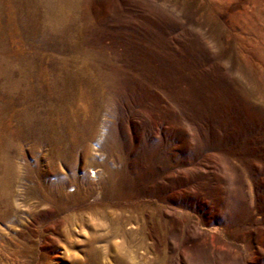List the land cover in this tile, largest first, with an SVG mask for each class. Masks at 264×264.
<instances>
[{
    "label": "rangeland",
    "instance_id": "1",
    "mask_svg": "<svg viewBox=\"0 0 264 264\" xmlns=\"http://www.w3.org/2000/svg\"><path fill=\"white\" fill-rule=\"evenodd\" d=\"M0 264H264V0H0Z\"/></svg>",
    "mask_w": 264,
    "mask_h": 264
},
{
    "label": "bare ground",
    "instance_id": "2",
    "mask_svg": "<svg viewBox=\"0 0 264 264\" xmlns=\"http://www.w3.org/2000/svg\"><path fill=\"white\" fill-rule=\"evenodd\" d=\"M102 122V121H101ZM94 126L93 121H91L90 125L88 126V130L91 131L92 128ZM107 138H105V136L103 135L102 139L100 140V142H106ZM108 142V141H107ZM100 144V143H99ZM104 145V144H103ZM103 147V146H102ZM101 147V149H102ZM86 149V148H85ZM101 152V151H100ZM106 156V157H105ZM102 162H101V166L103 167L102 169L95 171L93 170L92 174L94 175V177L98 178V177H102V178H108V176H110L111 173L115 172V166L117 164L116 162V158H114V156L112 155H105L102 154L101 157ZM92 170V169H91Z\"/></svg>",
    "mask_w": 264,
    "mask_h": 264
}]
</instances>
